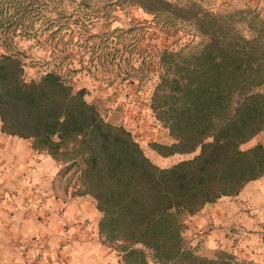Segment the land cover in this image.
<instances>
[{
  "label": "trees",
  "instance_id": "trees-1",
  "mask_svg": "<svg viewBox=\"0 0 264 264\" xmlns=\"http://www.w3.org/2000/svg\"><path fill=\"white\" fill-rule=\"evenodd\" d=\"M132 1L192 23L203 38L176 69L168 64L151 99L174 140L164 154H197L170 168L156 166L129 131L87 103L83 90L54 72L27 81L14 56L0 58L2 131L74 170L79 194L92 195L103 214L106 242L143 258L148 250L162 264H234L188 250L181 216L264 176V147L241 149L264 129V22L245 31L196 2Z\"/></svg>",
  "mask_w": 264,
  "mask_h": 264
},
{
  "label": "rangeland",
  "instance_id": "rangeland-1",
  "mask_svg": "<svg viewBox=\"0 0 264 264\" xmlns=\"http://www.w3.org/2000/svg\"><path fill=\"white\" fill-rule=\"evenodd\" d=\"M167 1L182 6L196 2L229 16L245 31L252 23L264 22V0ZM202 40L192 23L170 19L166 11H147L132 0H0V58H19L27 81L54 72L75 90H83L87 103L107 122L129 131L160 168L197 154H164L174 140L151 108V99L168 64L176 69L183 58L199 51ZM1 126L0 119V166H7L8 172L4 207L11 216L22 214V219L8 218L7 224H21L24 238L34 234L30 243L43 242L42 234L50 227V199L80 195L74 170L33 149L30 140L3 132ZM258 145L264 147V129L241 149ZM50 166H55L52 175ZM15 167L16 172L11 171ZM102 216L100 212L97 236L118 255L117 264H143V259L162 264L148 250L142 251L143 258L121 243L106 242L99 229ZM181 218L185 246L194 254L234 264H264V176L238 194ZM29 247L24 245V251ZM45 253L39 250L37 255L44 258Z\"/></svg>",
  "mask_w": 264,
  "mask_h": 264
},
{
  "label": "crops",
  "instance_id": "crops-1",
  "mask_svg": "<svg viewBox=\"0 0 264 264\" xmlns=\"http://www.w3.org/2000/svg\"><path fill=\"white\" fill-rule=\"evenodd\" d=\"M16 167L11 171L16 172ZM54 171L55 166H50L51 175ZM7 181V166H0V264L118 263V255L110 253L97 236L100 212L92 196L62 195L58 199H50V227L42 234L45 240L30 243L34 234L30 235L31 238H24L21 224H15L14 227L7 224L8 218L22 219L20 212H14V216H11L12 212L4 207ZM28 244V251H24V245ZM39 250L46 252L44 258L37 255ZM24 260L28 262L23 263Z\"/></svg>",
  "mask_w": 264,
  "mask_h": 264
}]
</instances>
